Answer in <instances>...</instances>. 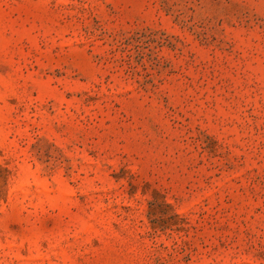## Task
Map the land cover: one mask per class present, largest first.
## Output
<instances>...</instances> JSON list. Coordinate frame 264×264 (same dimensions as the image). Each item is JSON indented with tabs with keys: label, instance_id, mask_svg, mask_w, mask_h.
I'll use <instances>...</instances> for the list:
<instances>
[{
	"label": "rangeland",
	"instance_id": "rangeland-1",
	"mask_svg": "<svg viewBox=\"0 0 264 264\" xmlns=\"http://www.w3.org/2000/svg\"><path fill=\"white\" fill-rule=\"evenodd\" d=\"M0 264H264V0H0Z\"/></svg>",
	"mask_w": 264,
	"mask_h": 264
}]
</instances>
